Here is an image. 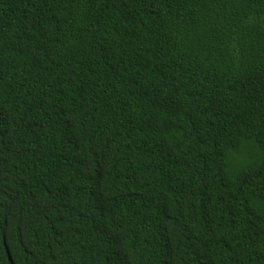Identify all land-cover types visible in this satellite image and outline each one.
<instances>
[{
    "label": "trees",
    "instance_id": "trees-1",
    "mask_svg": "<svg viewBox=\"0 0 264 264\" xmlns=\"http://www.w3.org/2000/svg\"><path fill=\"white\" fill-rule=\"evenodd\" d=\"M0 264H264V0H0Z\"/></svg>",
    "mask_w": 264,
    "mask_h": 264
}]
</instances>
